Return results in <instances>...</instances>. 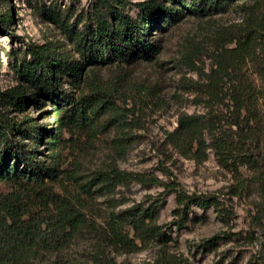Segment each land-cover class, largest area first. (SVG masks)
<instances>
[{
  "label": "trees",
  "instance_id": "obj_1",
  "mask_svg": "<svg viewBox=\"0 0 264 264\" xmlns=\"http://www.w3.org/2000/svg\"><path fill=\"white\" fill-rule=\"evenodd\" d=\"M231 3H241L244 20L214 32L210 71L196 61L203 49L199 44L181 61L205 77L199 87L209 112L181 114L165 137L183 155L206 156L212 149L223 167L239 173L243 167L254 169L264 197V88L247 72L249 61L260 59L264 0H90L82 8L53 4L46 18L63 42L28 43L25 56L13 66L19 83L0 87V264H44L48 254L67 248L85 227L102 242L127 250L167 241L171 236L157 219L171 194L180 228L193 206L213 207L226 219L221 196L186 189L164 165L160 170L169 180L117 165L87 173L77 154L111 125L119 131L115 149L127 152L139 121L119 104L128 69L157 62L162 34L170 27L188 17L203 20L224 13ZM13 20L10 10L0 12V32L8 31ZM133 182L164 189L148 204L111 210L105 226L91 224L83 201L111 195L113 206L122 205L114 196L120 186ZM223 237L216 234L208 242ZM247 264H264V241Z\"/></svg>",
  "mask_w": 264,
  "mask_h": 264
},
{
  "label": "rangeland",
  "instance_id": "obj_2",
  "mask_svg": "<svg viewBox=\"0 0 264 264\" xmlns=\"http://www.w3.org/2000/svg\"><path fill=\"white\" fill-rule=\"evenodd\" d=\"M89 3L90 0H0V12L10 10L14 16L10 29L0 32L2 90L19 83L13 66L17 59L25 56L28 43L63 42L62 35L46 18L49 8L53 4L62 7L74 4L82 8ZM130 12L134 16L139 13L133 6ZM243 20L241 3H231L224 13L203 20L188 17L170 27L162 34L164 48L158 61L132 66L122 81L125 95L119 104L139 118L138 125L131 130L128 151L119 153L115 149L119 131L111 125L77 154L87 173L117 165L127 171L154 173L169 180L160 170L164 165L172 172V179L186 189L215 192L221 196L226 219L222 220L213 207L193 206L187 224L180 228L174 221L176 201L175 195L171 194L164 201L157 219L166 226L171 239L154 240L147 247L127 250L113 242H102L93 230L85 227L67 248L48 254L44 264H247L259 253L264 241V197L256 179L257 172L249 167L240 168V173L223 167L212 149L206 156L193 152L183 155L165 137V130L178 126L181 114L209 112L201 102L206 96L199 87L206 79L182 64V57L195 51L192 45L199 44L203 49L197 54L196 61L205 71H210L214 32L221 26L239 24ZM260 46V59L249 61L247 72L254 84L262 89L264 40ZM104 74L109 75L108 68L104 69ZM260 102L264 112V98ZM30 114L37 113L31 111ZM74 158L71 155L69 161ZM163 189L158 184L146 187L133 182L120 186L114 196L124 201L122 205L113 206L111 195H96V199L83 202L87 205L85 210L91 224L95 222L101 227L106 225L111 210L148 204L158 198ZM216 234L224 237L209 243ZM35 263L40 264L39 261Z\"/></svg>",
  "mask_w": 264,
  "mask_h": 264
}]
</instances>
